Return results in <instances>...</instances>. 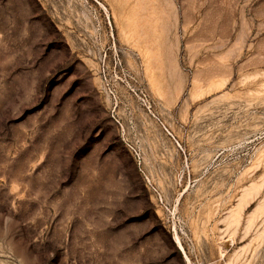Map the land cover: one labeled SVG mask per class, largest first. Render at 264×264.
Instances as JSON below:
<instances>
[{
    "label": "rangeland",
    "instance_id": "374dc122",
    "mask_svg": "<svg viewBox=\"0 0 264 264\" xmlns=\"http://www.w3.org/2000/svg\"><path fill=\"white\" fill-rule=\"evenodd\" d=\"M101 1L114 109L82 0H0V264H264V0Z\"/></svg>",
    "mask_w": 264,
    "mask_h": 264
},
{
    "label": "built area",
    "instance_id": "2783aa9c",
    "mask_svg": "<svg viewBox=\"0 0 264 264\" xmlns=\"http://www.w3.org/2000/svg\"><path fill=\"white\" fill-rule=\"evenodd\" d=\"M82 2L94 20V29L99 45L97 53L99 75L108 84L106 94L113 102L114 109L117 103L118 91L111 83H109L111 79V71L114 72V76L120 77V74L124 72V67L119 52L118 40L113 26L112 15L109 8L101 0H82ZM127 84L130 89L131 96L134 97L138 105H140V107L159 124L162 131L172 140L182 155L185 156V149L158 115L154 100L145 91L132 86L128 82ZM113 109L112 116L115 118V111ZM141 175L147 190L153 196L156 204L164 210L169 211L170 204L165 200L161 190L142 170Z\"/></svg>",
    "mask_w": 264,
    "mask_h": 264
},
{
    "label": "bare ground",
    "instance_id": "6f19581e",
    "mask_svg": "<svg viewBox=\"0 0 264 264\" xmlns=\"http://www.w3.org/2000/svg\"><path fill=\"white\" fill-rule=\"evenodd\" d=\"M174 238V237H173ZM174 240L177 242V245H178V247H182L181 246V243H180V241H179V238H178V236L177 235H175V238H174Z\"/></svg>",
    "mask_w": 264,
    "mask_h": 264
}]
</instances>
